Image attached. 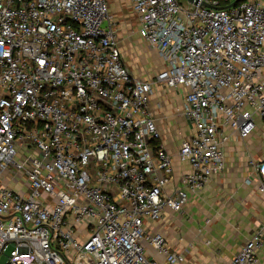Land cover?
Masks as SVG:
<instances>
[{
	"label": "built area",
	"instance_id": "built-area-1",
	"mask_svg": "<svg viewBox=\"0 0 264 264\" xmlns=\"http://www.w3.org/2000/svg\"><path fill=\"white\" fill-rule=\"evenodd\" d=\"M234 1L132 0L156 80L183 89L194 128L173 190L154 80L131 72L107 0H0V264H183L148 223L224 169L226 126L247 137L264 119V0L220 7ZM255 170L264 193V159ZM263 235L229 264H259Z\"/></svg>",
	"mask_w": 264,
	"mask_h": 264
},
{
	"label": "crops",
	"instance_id": "crops-1",
	"mask_svg": "<svg viewBox=\"0 0 264 264\" xmlns=\"http://www.w3.org/2000/svg\"><path fill=\"white\" fill-rule=\"evenodd\" d=\"M117 3L113 2L112 6ZM128 3L135 14L132 0ZM136 27L134 31L146 48L157 52L160 58L158 71L149 77L139 78L154 80L150 110L161 133L163 146L173 155V177L167 188L173 185L174 190L181 185L182 175L191 169L187 162L178 159V151L183 138L192 135L194 128L182 113L183 89L169 87L156 80L164 65L163 58L140 36ZM263 125L264 119L257 115L256 127L247 137H241L236 129L226 126L223 132L228 137L222 145L224 169L216 173L203 189L190 193L182 210L165 208L159 220L148 223L149 231L164 232L174 249L187 250L183 264H229L264 223V193L259 189L261 181L255 170V163L264 159ZM147 253L161 257L150 246ZM257 254L259 264H264V235Z\"/></svg>",
	"mask_w": 264,
	"mask_h": 264
},
{
	"label": "rangeland",
	"instance_id": "rangeland-1",
	"mask_svg": "<svg viewBox=\"0 0 264 264\" xmlns=\"http://www.w3.org/2000/svg\"><path fill=\"white\" fill-rule=\"evenodd\" d=\"M115 1H118V5L112 6ZM107 2L109 13L117 23L119 45L131 72L137 77L153 75L161 66L158 62L160 58L157 52H150L144 41L135 33L134 28L137 26L138 18L133 13L130 3L128 0H107ZM163 117H166V114H163ZM171 226L173 228V225Z\"/></svg>",
	"mask_w": 264,
	"mask_h": 264
},
{
	"label": "water",
	"instance_id": "water-1",
	"mask_svg": "<svg viewBox=\"0 0 264 264\" xmlns=\"http://www.w3.org/2000/svg\"><path fill=\"white\" fill-rule=\"evenodd\" d=\"M183 4H185L186 6H189V7H193L195 4H197L199 2V0H180ZM237 1L239 0H235L234 2L230 3L229 5H223V6H220L222 8H226V7H229L233 4H235ZM201 5L203 6H211L210 4L208 3H205V2H201Z\"/></svg>",
	"mask_w": 264,
	"mask_h": 264
},
{
	"label": "trees",
	"instance_id": "trees-1",
	"mask_svg": "<svg viewBox=\"0 0 264 264\" xmlns=\"http://www.w3.org/2000/svg\"><path fill=\"white\" fill-rule=\"evenodd\" d=\"M159 143H160V139H158V140H155L154 142H153V146H158L159 145Z\"/></svg>",
	"mask_w": 264,
	"mask_h": 264
}]
</instances>
